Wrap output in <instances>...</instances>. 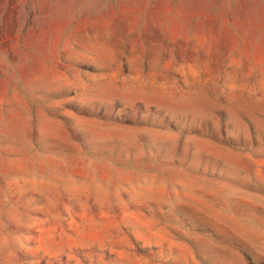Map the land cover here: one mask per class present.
<instances>
[{"label":"rangeland","instance_id":"374dc122","mask_svg":"<svg viewBox=\"0 0 264 264\" xmlns=\"http://www.w3.org/2000/svg\"><path fill=\"white\" fill-rule=\"evenodd\" d=\"M0 264H264V0H0Z\"/></svg>","mask_w":264,"mask_h":264}]
</instances>
